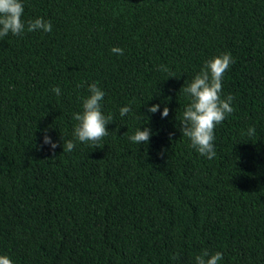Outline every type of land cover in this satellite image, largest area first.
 <instances>
[{"label":"trees","instance_id":"16d2710c","mask_svg":"<svg viewBox=\"0 0 264 264\" xmlns=\"http://www.w3.org/2000/svg\"><path fill=\"white\" fill-rule=\"evenodd\" d=\"M23 3L26 23L53 28L0 40V255L195 264L206 249L223 253L219 264H264V0ZM223 53L234 63L222 96L235 110L216 126L209 160L180 131L181 88ZM92 83L113 117L100 148L74 136ZM140 128L152 130L148 145L129 139ZM68 140L75 148L63 152Z\"/></svg>","mask_w":264,"mask_h":264},{"label":"clouds","instance_id":"9594fccd","mask_svg":"<svg viewBox=\"0 0 264 264\" xmlns=\"http://www.w3.org/2000/svg\"><path fill=\"white\" fill-rule=\"evenodd\" d=\"M25 11L23 0H0V40L8 36L9 33L20 36L27 32L43 31L51 32L53 25L51 21L44 18H36L27 23L23 19ZM114 54L123 55V49L113 47ZM234 63L231 53H223L207 60L198 74L181 88L183 93L190 97V103L184 110L180 119V131L182 136L188 137L191 147L196 149L199 154L211 160L216 156L214 141L216 139V126L234 112V97L229 94L223 98V78L227 70ZM160 70L167 72L166 66L161 65ZM175 75H170L172 77ZM168 77V78H169ZM177 77V76H176ZM79 87V85H78ZM90 95L83 99V111L73 113V120L77 121L74 129V136L80 142L95 145L100 148V142L109 135L108 125L113 122L112 115H105L102 110V102L105 92L96 83L88 85ZM59 96L61 89H53ZM160 109L159 104L151 105L148 109L151 113H156ZM132 111L130 106L120 108L121 117ZM170 109L165 106L162 117L169 115ZM256 132L254 127H249L247 135L253 136ZM152 136L150 128L138 129L129 139L139 145H148ZM44 144L50 145L54 150L58 143L54 142L50 135L45 131ZM75 148L72 140L63 141V152H71ZM177 259V257H173ZM223 259L220 251L214 254L208 250H203L201 254L195 256V264H219ZM0 264H14L8 255H0Z\"/></svg>","mask_w":264,"mask_h":264}]
</instances>
